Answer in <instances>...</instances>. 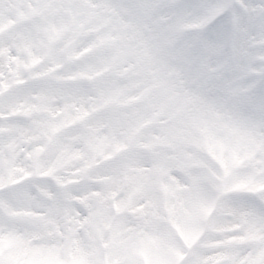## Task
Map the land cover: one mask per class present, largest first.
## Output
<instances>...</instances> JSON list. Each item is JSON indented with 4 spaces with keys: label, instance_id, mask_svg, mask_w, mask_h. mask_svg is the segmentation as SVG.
Wrapping results in <instances>:
<instances>
[{
    "label": "snow or ice",
    "instance_id": "1",
    "mask_svg": "<svg viewBox=\"0 0 264 264\" xmlns=\"http://www.w3.org/2000/svg\"><path fill=\"white\" fill-rule=\"evenodd\" d=\"M0 264H264V0H0Z\"/></svg>",
    "mask_w": 264,
    "mask_h": 264
}]
</instances>
